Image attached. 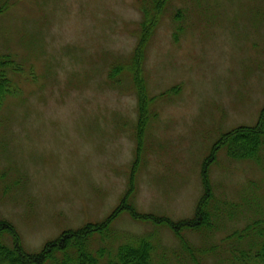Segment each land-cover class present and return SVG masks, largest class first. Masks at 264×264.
Masks as SVG:
<instances>
[{
	"label": "rangeland",
	"instance_id": "rangeland-1",
	"mask_svg": "<svg viewBox=\"0 0 264 264\" xmlns=\"http://www.w3.org/2000/svg\"><path fill=\"white\" fill-rule=\"evenodd\" d=\"M5 56L14 67L0 68L12 81L0 109V218L35 253L119 205L136 149L135 75L149 102L131 205L194 216L213 145L264 109V0H0ZM258 155L217 153L209 177L223 213L206 236L182 234L200 264H262L244 258L247 240H226L264 220V148ZM111 231L92 247L147 236L152 264H191L165 226L122 212Z\"/></svg>",
	"mask_w": 264,
	"mask_h": 264
},
{
	"label": "trees",
	"instance_id": "trees-1",
	"mask_svg": "<svg viewBox=\"0 0 264 264\" xmlns=\"http://www.w3.org/2000/svg\"><path fill=\"white\" fill-rule=\"evenodd\" d=\"M144 48L145 46L135 51L133 62L136 68L140 66ZM10 58V56L0 58V68L14 67V62ZM116 74L113 73L110 77L113 79ZM134 83L138 89L139 101L136 149L131 164L129 187L121 197L119 205L100 222L87 223L81 228L63 230L56 238L45 242L40 250L35 253L26 250L17 228L8 220L0 218V264H152L153 246L147 236L127 239V243L119 245L112 252L105 247H92L95 238L100 237L98 239L104 240L110 237L111 225L122 212L128 213L133 220L169 228L181 242L182 248L188 255L189 263L200 264V258L194 255L193 249L182 234L186 231L201 233L206 236L213 231L215 227L213 221L216 217L220 218L223 209L221 207L218 209V205H215L216 198L210 182L209 169L215 162L216 155L220 150H223L230 160L254 161L257 159L259 152L264 148V109L254 126H238L223 134L213 145L210 154L202 164V194L196 204L194 216L175 222L169 218L139 213L131 205L130 197L134 192L135 175H137L136 173L143 161L142 134L147 121L145 119L147 118V103L149 102L142 84L139 83V79H136V75ZM11 88L12 81L7 78L6 70H2L0 72V109ZM262 224H264V220L254 221L246 225L241 231L232 233L226 240L233 238L247 240L248 249L244 252V258L264 264V229H260ZM231 250L237 252L234 248ZM198 254L203 256L200 252Z\"/></svg>",
	"mask_w": 264,
	"mask_h": 264
}]
</instances>
